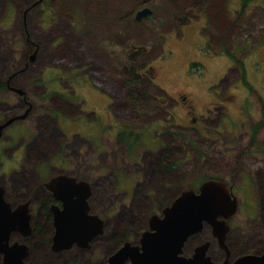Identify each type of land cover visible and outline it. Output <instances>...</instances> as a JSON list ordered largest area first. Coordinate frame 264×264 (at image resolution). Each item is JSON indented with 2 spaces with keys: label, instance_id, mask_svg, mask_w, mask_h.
<instances>
[{
  "label": "rangeland",
  "instance_id": "rangeland-1",
  "mask_svg": "<svg viewBox=\"0 0 264 264\" xmlns=\"http://www.w3.org/2000/svg\"><path fill=\"white\" fill-rule=\"evenodd\" d=\"M31 3L0 0V79L22 71L12 85L25 88L39 108L27 127L26 139L37 147L23 167L25 177L21 169L9 174L5 164L1 171L8 176L0 181L14 201L21 198V183L39 184L38 159L72 160L62 167L89 182L90 210L105 229L88 249L59 252L47 238L12 234L27 246L25 263L103 264L112 235L137 239L153 211L215 176L234 185L240 200L227 237L233 254L262 250L258 191L250 172L243 173L263 165L256 157L264 152V0L246 7L239 0H55L48 10L52 19L31 10L24 20ZM143 7L152 13L135 20ZM21 27L39 46L29 64ZM75 67L88 82L59 73ZM39 94H46L44 103ZM11 98L17 106L20 101ZM199 114L211 125L203 129L208 138L194 131ZM129 133L140 136L131 151L116 136ZM164 152L170 169L157 166Z\"/></svg>",
  "mask_w": 264,
  "mask_h": 264
},
{
  "label": "water",
  "instance_id": "water-1",
  "mask_svg": "<svg viewBox=\"0 0 264 264\" xmlns=\"http://www.w3.org/2000/svg\"><path fill=\"white\" fill-rule=\"evenodd\" d=\"M151 13V9L143 7L135 13L134 18L140 20ZM20 117L22 116H13L0 124V135L4 127ZM45 186L63 204L62 209L52 207L55 226L51 246L53 251L68 249L73 244L84 247L92 238L101 234L102 219L97 214L89 213L87 199L91 188L88 181L60 174ZM26 206L27 204L22 208L20 205L12 209L3 199L0 188L1 264H32L24 261L27 256L26 245L10 243L12 231H20L22 235L29 232ZM236 208V200L230 196L223 182L205 180L199 185L198 193L192 188L186 189L161 210V215H151L148 223L154 231L142 232L141 247L125 242L110 256L108 264H125L126 261H130L128 264H216L205 256L206 245L196 248L192 258L179 256L180 247L190 234L201 229L204 222L214 226L220 224L217 237L222 243L227 228L224 219L233 215ZM231 264H264V253L244 254L235 258Z\"/></svg>",
  "mask_w": 264,
  "mask_h": 264
},
{
  "label": "flooded vegetation",
  "instance_id": "flooded-vegetation-1",
  "mask_svg": "<svg viewBox=\"0 0 264 264\" xmlns=\"http://www.w3.org/2000/svg\"><path fill=\"white\" fill-rule=\"evenodd\" d=\"M53 1L55 0H32V3L26 9L23 10L24 20H25L27 13L30 12L31 10H36L39 16H41L42 14H45L46 16L50 17V19H52L51 14L50 16L48 14V10L51 12V10L49 9V6L51 5V2ZM21 29H23V27H21ZM21 32H22L25 43L29 45V51L25 55V62L29 64L31 62H34L35 58L37 57L39 46L37 43H35L34 41L30 39V36L25 33L24 29L21 30ZM76 68L78 67H75L72 73H69L70 71H66V73L59 71V73L63 74L64 77L68 75V77L70 78L68 77L65 78L68 81L71 80V77H82L84 81L88 82L86 75L80 69H76ZM20 72L22 71H17L13 73L12 76L7 77L6 79H0V124L4 123L6 120H8L9 118L13 116H22L20 118H16L12 120L6 127L2 129V132L0 135V176H1V179L3 180L5 179L6 176H8L7 171H1V168H4L5 164H9L8 165L9 174L19 172L21 169V174L25 177L26 170L23 167L26 163H29L30 161V155L32 154L33 147H34L33 145H36L37 147L36 142L32 145L29 142L30 140L26 139V135L28 133L27 127H30V124L32 123L33 118L37 115V111L39 108L37 107L35 100L31 99L28 96V93L25 90V88L23 87L17 88L12 85L13 77ZM34 85L36 86V84ZM12 94L15 96V98H17L20 101L18 102L17 106L14 103H11L12 102L11 100H13L14 98V97L11 98V96H13ZM37 98L39 99V101L44 103L45 101L44 98H46V94H39ZM64 100L67 101V103H73L72 102L73 99L71 98H64ZM55 110L56 112H50V115L56 116V113L59 112V110L58 109H55ZM207 110L208 108H206V111ZM78 113H81L80 109ZM199 115H200V119H199L200 126L193 127L194 131L195 133L199 134L201 137H207V135L203 133L204 132L203 129H207V127H210L211 125L207 124V119L203 114H199ZM190 120L196 121L197 118L195 116H191ZM124 127L135 130V127H133V125H127V127L126 126ZM181 128H186V127H181ZM31 136L32 135H30V137ZM43 138L46 139L45 137ZM212 138L216 140L215 137H212ZM262 146L264 149V142ZM255 147H257V143L254 144V148ZM240 154H242V156L244 157L245 155L244 150H241ZM263 154L264 152H262L260 159L256 157L258 161H261L263 163L262 166L260 165V167L258 168L248 170L247 172L245 171L243 173V175L245 176V173L248 174L250 172L249 174L251 176L252 182L255 184L257 188L258 192L256 196L258 197V199H257V204H256V212H258V214L260 215V219H262V221H264V156L262 157ZM66 161L67 160L64 157H59V158L55 157V159L53 160L51 159V157L49 159L47 158L38 159L36 162L37 168L34 169V173L36 177L40 179L39 184L29 186L24 183H21V198H18L17 200H14V201L10 200V198L7 197L8 195L7 185L5 184V182L0 181L2 197L5 200V202L11 206L12 209L18 208L20 205L22 208L27 204L26 208H27V215H28L29 232L26 235H22L20 231H12L10 234V243L19 242L11 238L12 234L17 235L19 237H28V241H29L30 239L34 240L36 237V234L39 231H41L42 233H44L43 239L47 238V241L51 243L50 248L52 250V247H51L52 237L55 231L54 215H53L52 207L57 206L59 209H62L63 204L60 200L55 198L53 191L48 189L45 186V184L49 182L52 178L60 174H66L68 176H73L76 178V180H86L84 178L77 177L73 173L71 174L70 172H66L65 171L66 169L62 167ZM67 162L70 163L72 162V160H69ZM59 163H61L60 165L61 167L58 168L57 164ZM38 167L41 170V172L38 171ZM208 179L219 180L226 185V187L229 190L230 196L234 197L236 200V203H237L236 212L233 215H231L229 218L224 219L227 228L224 233V240L222 243L218 240V237H217V235L219 234L220 224H216L214 226L211 223L204 222L203 226L201 227L199 231L190 234L184 240V242L182 243L180 247V253L178 255L186 257V258H192L193 254L195 253L196 248L202 247L203 245H206L205 256L209 257V259L213 263H216V264H223L224 262H227V264H231V262L235 258L241 255H244V254H255V255L263 254L264 246L262 250L254 251L251 253L246 250V251H239L238 253L233 254L231 246L227 243V237L230 235V232L234 229L231 223L232 222L231 219H233L234 216H236V214L241 208L240 200L237 199L236 192H234V187H233L234 185L229 184L225 179L218 178L216 176L208 177L200 181L197 185H195L192 188L194 189V192L198 193L199 185L203 181L208 180ZM23 190H26V192L22 193ZM181 192L182 191L173 195L171 200L168 203H166L164 206L158 207V209L156 211H153L151 215L153 214L161 215V210L165 206L170 205L171 202L175 198H177L178 195L181 194ZM90 195L87 199L88 206H89ZM35 212H37V214H41L43 221L42 220L40 221L39 219L36 218ZM89 213H93L91 212L90 207H89ZM149 217L147 219L146 226L138 234L137 239H134L132 241L124 237V240H121L120 233L114 234L108 239L109 253L106 259L104 260L103 264H108V259L110 258V256L115 254L125 244V242H129L131 245L137 246L139 248L141 247L140 239H141L142 232L145 230L152 231V232L154 231L150 229L149 227L150 226L148 223ZM218 219L221 220V218H218ZM101 229H102V232H101L102 234L105 229V224L103 220H102ZM202 234L203 235L205 234V236H208V237H203ZM112 237L114 238L113 241L111 240ZM94 238H92L89 242H91ZM115 239L117 241H115ZM89 242L84 247H80L78 245L73 244L70 248L62 249L59 251H66V250L71 249L72 247L88 249ZM261 243H262V239L260 237V239L258 240V244H260L261 246ZM59 251H53V252H59ZM1 261H2V255L0 254V262ZM129 262L130 261H126L125 264H128Z\"/></svg>",
  "mask_w": 264,
  "mask_h": 264
},
{
  "label": "trees",
  "instance_id": "trees-1",
  "mask_svg": "<svg viewBox=\"0 0 264 264\" xmlns=\"http://www.w3.org/2000/svg\"><path fill=\"white\" fill-rule=\"evenodd\" d=\"M240 1V5L242 7H246L248 6L252 1L254 0H239ZM237 62V61H236ZM239 65L241 67V79L244 80L245 78V71L244 69L242 68V62L239 61ZM252 90V89H251ZM262 116L264 118V106H263V109H262ZM255 127L253 128V135L255 134L256 131H258V128L260 126L259 123L255 124L254 125ZM117 139L119 140V142L123 143V144H126V147L127 149H129V151H131L132 149L136 148L137 146H140L139 145V141H140V136L139 134H132V133H129L128 134V137L127 138H124L122 137L120 134H117ZM251 142H254V141H251ZM164 151L166 152H169V148H164ZM166 152H164L160 158L158 159L157 161V166L161 169H170L171 165L169 164L168 162V155L166 154ZM163 206V205H162ZM43 235L44 233H42L41 231H39L37 234H36V237L34 240H42L43 239ZM121 240H124V235L121 234V237H120ZM111 240L113 241L114 238L112 237ZM115 241H117L115 239Z\"/></svg>",
  "mask_w": 264,
  "mask_h": 264
}]
</instances>
